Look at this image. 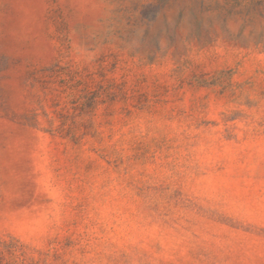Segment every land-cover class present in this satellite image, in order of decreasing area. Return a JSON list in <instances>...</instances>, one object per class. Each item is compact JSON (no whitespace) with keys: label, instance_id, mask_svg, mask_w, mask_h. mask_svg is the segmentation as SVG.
I'll return each instance as SVG.
<instances>
[{"label":"rangeland","instance_id":"1","mask_svg":"<svg viewBox=\"0 0 264 264\" xmlns=\"http://www.w3.org/2000/svg\"><path fill=\"white\" fill-rule=\"evenodd\" d=\"M0 264H264V0H0Z\"/></svg>","mask_w":264,"mask_h":264}]
</instances>
